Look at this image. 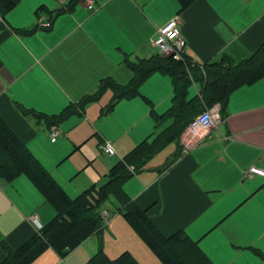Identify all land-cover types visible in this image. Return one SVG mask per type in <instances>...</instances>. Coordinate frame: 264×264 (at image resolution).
Wrapping results in <instances>:
<instances>
[{
    "label": "crops",
    "instance_id": "crops-1",
    "mask_svg": "<svg viewBox=\"0 0 264 264\" xmlns=\"http://www.w3.org/2000/svg\"><path fill=\"white\" fill-rule=\"evenodd\" d=\"M72 1L18 0L5 20L0 19L3 122L57 181L60 163L84 151L89 137L100 143L110 139L115 151L111 157L118 161L140 143L153 144L150 158L134 169L139 174L124 184L126 195L147 210L164 235L183 230L198 241L213 264L220 263L209 240L220 249L249 252L241 248L258 244L254 229L242 231L237 223L220 227L241 206L240 210L258 196L264 197V179L243 173L251 165L264 163V77L232 92L221 123L187 155L181 154L183 132L172 142L154 132L158 125L151 110L158 113L172 105L173 83L165 73L150 74L139 87L142 98L119 99L108 113L105 109L115 91L105 89L85 106L83 116L74 113L55 125L61 136L54 143L44 120L25 117L17 107L52 116L95 93L102 79L127 85L132 72L124 59H148L146 52L152 50L149 44L157 29L174 17L187 42L185 57L196 66L218 61L224 54L232 60L251 55L264 42V0H195L180 13L177 0H94L95 11ZM39 7H44L43 11L37 12ZM60 8L64 9L61 14H49ZM35 16L51 19V27L31 34L12 31L33 28ZM156 87L163 95L159 105L152 90ZM200 90L201 85L193 82L185 98ZM107 93L112 97L103 105ZM172 122L173 117L165 128ZM48 204L25 176L0 182V261L2 247L16 248L36 231L32 217L41 226L54 217ZM211 215L219 222H213ZM197 233L201 236L194 238ZM87 240L64 258L48 249L30 264H88L96 248L73 253Z\"/></svg>",
    "mask_w": 264,
    "mask_h": 264
},
{
    "label": "trees",
    "instance_id": "trees-1",
    "mask_svg": "<svg viewBox=\"0 0 264 264\" xmlns=\"http://www.w3.org/2000/svg\"><path fill=\"white\" fill-rule=\"evenodd\" d=\"M76 1H72L73 5ZM177 1L178 13H180L195 0ZM17 3L18 0H0V19L4 21L6 13ZM43 9L44 7H39L37 12ZM63 11L64 9L60 8L49 14L55 17ZM37 29L35 26L30 29H12V31L16 34H31ZM124 62L132 72V78L127 85L117 86L110 78L102 79L95 93L84 96L77 103L70 104L57 115L46 116L20 106L17 108L23 116L44 120L50 127L65 120L71 114L83 116L85 106L97 99L108 88H113L115 98L105 109L107 113L113 109L119 99L142 98L139 92L141 83L152 73H165L171 77L173 83L172 105L162 114L152 109L150 115L156 125L164 121L167 116L173 117L172 124L162 132L165 141L172 142L179 134L181 135L189 122L206 108L218 105L222 120L232 92L264 77V42L251 55H245L241 59L232 60L230 56L224 54L218 61H206L200 66H196L186 57L183 61H175L170 57H161L156 54L148 59H137L134 62L125 58ZM188 67H198V74L192 75L190 70L186 71ZM193 82H198L201 90L187 100L186 89ZM153 146L146 142L135 146L109 169L104 183L92 184L78 196L71 198L0 117V182L10 183L19 176H25L45 201L55 209L54 217L40 229H36L18 247H2L3 258L0 264H30L48 249L54 250L61 258H64L86 239L94 235L99 237L105 225L101 216L102 206L110 196L118 200L120 203L118 212L162 264H213L199 248L198 241L190 239L183 230H178L169 236L164 235L148 216L147 210L140 208L126 195L123 189L124 184L133 175L139 174L134 169L137 164H144L150 158ZM261 256L264 259V254ZM88 264L139 263L128 251L111 259L103 253L102 248H99L98 252L88 260Z\"/></svg>",
    "mask_w": 264,
    "mask_h": 264
},
{
    "label": "rangeland",
    "instance_id": "rangeland-1",
    "mask_svg": "<svg viewBox=\"0 0 264 264\" xmlns=\"http://www.w3.org/2000/svg\"><path fill=\"white\" fill-rule=\"evenodd\" d=\"M95 1L97 2V0ZM35 17L36 21L34 27L37 26L38 21V17ZM149 47L152 48L150 44ZM147 50L146 53L150 54L148 58L156 54L153 48L152 50ZM189 70L192 75L198 74L199 72L198 67H188L186 71L189 72ZM152 90L156 93V99L159 105L163 95L160 94L158 87ZM105 95L104 100H101L103 101V105L108 104V99L112 97L110 93ZM169 108L170 107H162L159 109V112L162 113ZM170 120V116L165 117L164 121L158 124V128L154 130V132L162 134L163 129L168 125V121ZM99 143L100 142H98V139L95 137H89L85 143L84 151L73 153L74 155H70L60 163L57 171L59 180H55L71 198L82 193V191L86 190L92 184L97 183L100 185L104 183L106 178L105 174L109 171V167L118 161L117 157H109L104 154L98 148ZM261 182L262 185L264 180ZM252 203V205L242 210H240L242 206L236 210L235 214L232 215L220 229L223 226L226 227L227 225H233L235 223H237L236 225L242 231L254 229L253 234L256 236L258 244L253 247H242V251L247 250L249 252H240L232 248L220 249L209 240V247L213 250V254H216L220 264H264V259L261 256V254H264V197L258 196ZM119 206L120 203L113 196H110L106 202H104L102 210H108L110 217L108 219L102 217V221L104 220L105 225L99 237L94 235L92 238H89V240L84 242L73 253L76 251H78V253H85L88 252L89 247H93L96 248L94 253L96 254L99 248H102L103 253L111 259H115L124 251H129L135 259H140L141 264H162L147 244L144 243L129 226L122 214L118 212ZM47 207L54 216V207L51 204H48ZM44 212V208H42L41 214H44ZM211 216L213 222H219L215 219L216 215ZM204 222L206 224L207 221L204 220ZM107 223L108 226L106 225ZM198 234L199 233L194 235V238H199L201 236ZM134 253L137 256H134Z\"/></svg>",
    "mask_w": 264,
    "mask_h": 264
},
{
    "label": "built area",
    "instance_id": "built-area-1",
    "mask_svg": "<svg viewBox=\"0 0 264 264\" xmlns=\"http://www.w3.org/2000/svg\"><path fill=\"white\" fill-rule=\"evenodd\" d=\"M76 3L87 11H95L96 9L94 0H77ZM51 25V19L38 18V29H49ZM186 43L180 30L178 18L174 17L157 29L156 36L151 40L150 45L158 56L170 57L175 61H183L185 58ZM220 123L221 111L218 105L206 108L203 112L194 117L189 122L180 138L181 154L187 155L190 150L200 146L210 135L211 131ZM48 134L52 143L61 136L60 131L55 125L48 128ZM98 148L107 156L111 157L115 155L113 143L110 139L103 140ZM243 173L245 177L256 176L264 179V163L261 166L251 165ZM101 216L108 219L110 217L108 210H102ZM32 222L36 229L41 228V225H39L35 217H32Z\"/></svg>",
    "mask_w": 264,
    "mask_h": 264
}]
</instances>
